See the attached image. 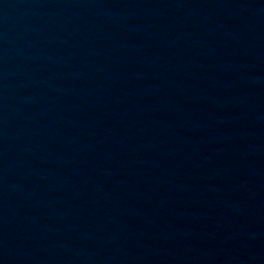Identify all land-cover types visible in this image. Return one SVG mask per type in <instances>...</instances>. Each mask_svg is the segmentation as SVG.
Listing matches in <instances>:
<instances>
[{"label": "water", "instance_id": "95a60500", "mask_svg": "<svg viewBox=\"0 0 264 264\" xmlns=\"http://www.w3.org/2000/svg\"><path fill=\"white\" fill-rule=\"evenodd\" d=\"M0 264H264V0H0Z\"/></svg>", "mask_w": 264, "mask_h": 264}]
</instances>
